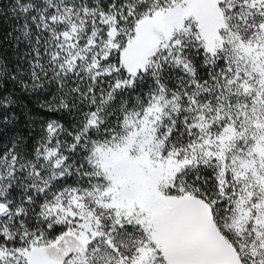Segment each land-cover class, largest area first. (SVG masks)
I'll return each instance as SVG.
<instances>
[{
    "label": "snow or ice",
    "instance_id": "1",
    "mask_svg": "<svg viewBox=\"0 0 264 264\" xmlns=\"http://www.w3.org/2000/svg\"><path fill=\"white\" fill-rule=\"evenodd\" d=\"M0 264H264V0H0Z\"/></svg>",
    "mask_w": 264,
    "mask_h": 264
}]
</instances>
